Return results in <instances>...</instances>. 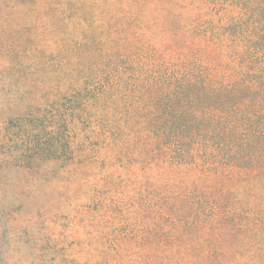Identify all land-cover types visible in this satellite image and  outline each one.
<instances>
[{"label":"trees","instance_id":"1","mask_svg":"<svg viewBox=\"0 0 264 264\" xmlns=\"http://www.w3.org/2000/svg\"><path fill=\"white\" fill-rule=\"evenodd\" d=\"M155 1L130 0L137 13L107 0L106 27L85 32L90 51L64 61L57 158L75 121L92 135H139L156 166L157 264H264V0H203L213 19L197 24L153 21ZM167 27L192 54L157 56Z\"/></svg>","mask_w":264,"mask_h":264},{"label":"rangeland","instance_id":"2","mask_svg":"<svg viewBox=\"0 0 264 264\" xmlns=\"http://www.w3.org/2000/svg\"><path fill=\"white\" fill-rule=\"evenodd\" d=\"M106 1L0 0V264H157L149 144L139 135H92L75 121L62 150L68 158H57L52 122L57 89L69 82L64 61L90 51L85 32L92 23L106 27ZM120 1L142 13L144 6ZM155 2L146 7L153 21L213 19L203 0ZM178 37L170 27L155 36L160 59L192 54Z\"/></svg>","mask_w":264,"mask_h":264}]
</instances>
